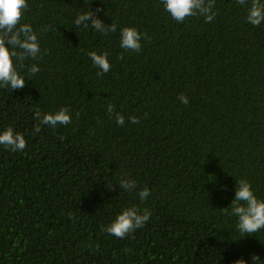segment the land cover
I'll list each match as a JSON object with an SVG mask.
<instances>
[{"label": "trees", "instance_id": "16d2710c", "mask_svg": "<svg viewBox=\"0 0 264 264\" xmlns=\"http://www.w3.org/2000/svg\"><path fill=\"white\" fill-rule=\"evenodd\" d=\"M28 5L21 23L41 54L24 61V88L0 86V131L13 126L27 140L19 152L0 145V264L264 260V229L242 237L230 205L241 178L264 198V22H248L237 0H215L211 22H177L162 0ZM90 9L117 31L77 28ZM127 26L146 33L140 52L120 47ZM91 51L109 53V72L99 74ZM64 106L71 123L33 133L36 110ZM123 178L136 189H120ZM131 205L151 213L144 227L125 238L102 231Z\"/></svg>", "mask_w": 264, "mask_h": 264}, {"label": "clouds", "instance_id": "9594fccd", "mask_svg": "<svg viewBox=\"0 0 264 264\" xmlns=\"http://www.w3.org/2000/svg\"><path fill=\"white\" fill-rule=\"evenodd\" d=\"M164 9L177 22H184L190 16H203L206 22H211L215 16L213 11L215 0H162ZM237 3L247 7V21L254 26L264 22V0H237ZM28 0H0V86L11 90L22 89L26 85L25 76L22 74L24 61L28 58L37 59L41 54L38 34L29 23H21L25 10L28 8ZM101 9H97L100 11ZM77 28L91 27L96 32L107 35L117 31V25L112 22L106 24L92 9L80 13L74 20ZM146 33H141L134 26H127L120 30V47L122 49L140 52L141 40ZM92 64L103 75L111 69L109 53L107 51H91L87 53ZM122 59V55L120 57ZM39 71V66L33 64L28 69L29 79ZM28 79V80H29ZM181 103L188 104L189 98L181 93L178 96ZM107 111L114 115L121 126L125 123V116L115 112V105L109 104ZM147 115V114H145ZM33 119L38 121L33 127V133L39 134L43 126L55 128L58 125L71 123L72 114L67 106L61 107L55 112L46 114L36 110ZM140 118L131 117V123L137 124ZM0 145L13 152L23 151L27 147V140L22 132L8 126L0 131ZM114 187V186H109ZM120 189L132 191L136 189L137 182L134 179L123 178L119 183ZM150 195V189L145 186L139 191L141 202ZM231 215L238 218L237 228L243 236L259 233L264 229V198H258L249 180L241 178L236 181V192L231 202ZM227 211V209H225ZM151 213L141 211L137 205H131L119 213L116 218L102 231L117 238H125L135 230L144 227L150 219ZM253 264H264L260 255L253 254ZM233 264H248L244 258L237 259Z\"/></svg>", "mask_w": 264, "mask_h": 264}]
</instances>
